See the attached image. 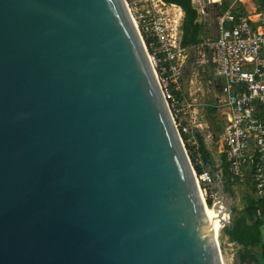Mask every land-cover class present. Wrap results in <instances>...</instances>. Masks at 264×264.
I'll return each instance as SVG.
<instances>
[{"label": "water", "instance_id": "95a60500", "mask_svg": "<svg viewBox=\"0 0 264 264\" xmlns=\"http://www.w3.org/2000/svg\"><path fill=\"white\" fill-rule=\"evenodd\" d=\"M205 205L124 0H0V264H222Z\"/></svg>", "mask_w": 264, "mask_h": 264}, {"label": "built area", "instance_id": "2783aa9c", "mask_svg": "<svg viewBox=\"0 0 264 264\" xmlns=\"http://www.w3.org/2000/svg\"><path fill=\"white\" fill-rule=\"evenodd\" d=\"M140 1L124 0V3L178 127V115L185 101L182 69L189 55V46L182 44V10L175 4H168L170 12L161 8L141 9ZM156 1L167 6L161 0ZM255 9L257 17L251 19L228 6L216 19L215 34L202 37L200 46L204 49L201 61L208 62L210 70L208 82L217 90L213 108L219 118L215 138L222 164L219 172L227 169L232 179L249 185L254 197L264 198V0H256ZM200 71L204 72V68ZM189 161L205 202L207 196H213L212 174L202 167L196 171L195 166H201V160ZM260 238L264 244V225Z\"/></svg>", "mask_w": 264, "mask_h": 264}, {"label": "rangeland", "instance_id": "374dc122", "mask_svg": "<svg viewBox=\"0 0 264 264\" xmlns=\"http://www.w3.org/2000/svg\"><path fill=\"white\" fill-rule=\"evenodd\" d=\"M192 5L196 7L199 14H197V23L199 29L197 32L196 48L194 45L189 46L188 54L194 51V61L191 65L189 81L187 90H183V96L185 98L184 105L181 106L180 114L178 115V121L180 125L177 127L180 138L184 144V148L189 159L196 158L201 160L200 155L196 152L198 147L197 135L202 138L204 146L209 153L210 163L205 164L201 160V167L208 169L212 174V184L210 185L213 192V196H207L205 202L207 205H213L214 203H220L225 211L226 223L224 227H221V233L217 229V242L220 252L222 264H259L255 258L248 256L247 250H243L241 245L229 240L225 231H229L233 228L235 219L242 217V210L246 204V201L253 197L254 194L249 190V185L240 181L228 178L222 169V164L218 156L217 149L215 148L216 136L219 130V118L216 109L213 108L215 88H212L208 79V62H202L203 47L200 46L202 37H210L215 34V13L220 10L217 3L209 2L208 0H191ZM201 5H204L208 12V18L206 21L203 19V13H201ZM138 6L141 9L149 8L153 11H157L161 8L163 11H171L170 5L162 6L156 0H142L138 2ZM183 11L181 16V29L183 33ZM201 68H204V72H201ZM220 80L217 79V83ZM183 88V87H182ZM194 139L195 142H192ZM209 202V204H208ZM252 223L253 220H246Z\"/></svg>", "mask_w": 264, "mask_h": 264}, {"label": "trees", "instance_id": "16d2710c", "mask_svg": "<svg viewBox=\"0 0 264 264\" xmlns=\"http://www.w3.org/2000/svg\"><path fill=\"white\" fill-rule=\"evenodd\" d=\"M166 4H175L183 11V33L182 44L186 46L194 45L197 42V32L199 25L197 23V11L193 7L191 0H161ZM225 6L222 10H225ZM198 147L196 152L199 153L201 160L207 165L210 163L209 153L206 150L202 138L197 135ZM194 158H192L193 160ZM196 171L201 170V166H195ZM224 173L228 178L230 174L224 168ZM209 204V202H208ZM246 220H253L252 223ZM264 221V198L250 197L242 210V217L235 219L233 228L225 231L230 241L237 243L243 247V250L250 251L255 245L258 244L259 227ZM247 247L249 249H247ZM262 255L264 256V246L261 245ZM258 260V263L264 264V257ZM252 258V257H251ZM254 258V257H253Z\"/></svg>", "mask_w": 264, "mask_h": 264}, {"label": "crops", "instance_id": "0c3cea01", "mask_svg": "<svg viewBox=\"0 0 264 264\" xmlns=\"http://www.w3.org/2000/svg\"><path fill=\"white\" fill-rule=\"evenodd\" d=\"M210 2V0H208ZM211 2L217 3V6H219L220 10L218 12L215 13V22L216 19L218 17V15H220V13H222L224 10H222V7L225 6V8H227L228 6L232 5L233 7L237 8L239 11L244 12V14L248 15L251 19H256V9H255V5H256V0H211ZM194 7V6H193ZM196 9V7H194ZM197 14H199L198 10L196 9ZM208 10L206 9V7L204 5H201V13H203V19L206 21V19L208 18ZM255 17V18H253ZM264 225V221L262 222V224L259 227V237H258V244L255 245L250 251H248V256L249 257H254L256 260H261L262 258V249H261V245L264 246V244L261 241V231H262V227ZM238 245V244H237ZM247 249H249L247 247ZM264 257V256H263ZM257 260V262H258ZM261 264V263H259Z\"/></svg>", "mask_w": 264, "mask_h": 264}, {"label": "bare ground", "instance_id": "6f19581e", "mask_svg": "<svg viewBox=\"0 0 264 264\" xmlns=\"http://www.w3.org/2000/svg\"><path fill=\"white\" fill-rule=\"evenodd\" d=\"M255 18V17H253ZM134 24V22H133ZM135 26V25H134ZM206 204V203H205ZM223 206L218 202L214 203L213 205H205V210L208 214V216L210 218H214L216 217V219L214 220V231L216 233V237H217V229H218V232L219 230L221 229L222 225L224 223H226V215H225V211L223 210Z\"/></svg>", "mask_w": 264, "mask_h": 264}]
</instances>
